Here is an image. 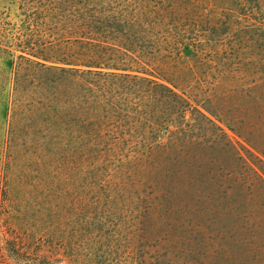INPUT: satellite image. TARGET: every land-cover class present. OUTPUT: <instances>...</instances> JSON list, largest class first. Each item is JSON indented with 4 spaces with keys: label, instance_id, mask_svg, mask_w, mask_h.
<instances>
[{
    "label": "rangeland",
    "instance_id": "rangeland-1",
    "mask_svg": "<svg viewBox=\"0 0 264 264\" xmlns=\"http://www.w3.org/2000/svg\"><path fill=\"white\" fill-rule=\"evenodd\" d=\"M19 16L18 0H0V264H264V0L182 13L207 80L219 72L205 107L189 99L212 122L186 109L194 125L171 145L160 135L137 167L127 147H50L25 123L12 97ZM123 128L135 142L131 117Z\"/></svg>",
    "mask_w": 264,
    "mask_h": 264
},
{
    "label": "trees",
    "instance_id": "trees-1",
    "mask_svg": "<svg viewBox=\"0 0 264 264\" xmlns=\"http://www.w3.org/2000/svg\"><path fill=\"white\" fill-rule=\"evenodd\" d=\"M193 2L18 0L12 97L26 104L25 123L50 147H127L137 167L149 149L165 144L160 135L171 145L194 125L186 109L212 122L189 100L205 107L219 81V72L207 80L203 40L181 22ZM127 117L138 131L135 142L123 128ZM138 261L128 264H145Z\"/></svg>",
    "mask_w": 264,
    "mask_h": 264
}]
</instances>
